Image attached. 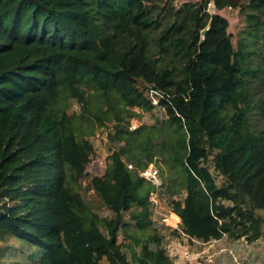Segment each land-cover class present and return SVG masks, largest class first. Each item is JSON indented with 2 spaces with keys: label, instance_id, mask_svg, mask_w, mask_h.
<instances>
[{
  "label": "trees",
  "instance_id": "16d2710c",
  "mask_svg": "<svg viewBox=\"0 0 264 264\" xmlns=\"http://www.w3.org/2000/svg\"><path fill=\"white\" fill-rule=\"evenodd\" d=\"M154 194L179 228L156 225ZM164 227L264 235V0H0V264H175Z\"/></svg>",
  "mask_w": 264,
  "mask_h": 264
},
{
  "label": "rangeland",
  "instance_id": "374dc122",
  "mask_svg": "<svg viewBox=\"0 0 264 264\" xmlns=\"http://www.w3.org/2000/svg\"><path fill=\"white\" fill-rule=\"evenodd\" d=\"M182 1L189 0H181V2ZM209 11H214L213 6L209 7ZM219 13L228 19L229 33L233 36V42L237 46L239 31L243 26V19L239 11L225 9ZM79 111L80 106L76 102H72L71 112ZM164 116V109L157 106L152 113H144L141 122L139 120H133L132 126L136 125L138 127L141 123L153 124L156 118H164ZM132 129L134 128L132 127ZM108 131L109 130L106 128H97L96 133L91 137L95 147V154L88 166V171L91 175H102L106 169V162L110 155L111 147L108 142ZM101 162L104 163L101 164ZM153 166L159 170L156 164H153ZM210 170L213 172V166L210 167ZM159 181L162 182L161 176ZM86 185L87 181L84 182V187H86ZM87 196L90 199H96L93 191H90ZM151 201L153 203L152 218L156 225L159 227H162L161 225H165V227L169 225V227H174L175 225L172 220H177L173 216L175 213L172 212L169 206L168 198L164 195L159 196L158 194H154L151 197ZM102 213H104V215L108 214L107 211ZM164 219L167 220L165 221ZM165 227L161 228L164 236L163 245L168 254L175 259V264H177L176 261H179L178 264H264V235L255 242H249L245 238L233 240L224 237L221 240L203 244L198 241H189L184 235L178 236L173 234L170 229ZM174 228H179V226H175ZM102 264H108V261L105 259Z\"/></svg>",
  "mask_w": 264,
  "mask_h": 264
},
{
  "label": "built area",
  "instance_id": "2783aa9c",
  "mask_svg": "<svg viewBox=\"0 0 264 264\" xmlns=\"http://www.w3.org/2000/svg\"><path fill=\"white\" fill-rule=\"evenodd\" d=\"M153 104L154 105H158V100H157V97H156V92L153 91ZM134 129L137 128L136 125H133L132 126ZM104 162H101V164H103ZM130 168H132L131 165H129ZM141 175L149 182H152L154 183L156 186H160L161 185V181H159V178H160V172L159 170L154 167L153 165L149 166L146 170H144ZM165 221L167 219H164Z\"/></svg>",
  "mask_w": 264,
  "mask_h": 264
},
{
  "label": "crops",
  "instance_id": "0c3cea01",
  "mask_svg": "<svg viewBox=\"0 0 264 264\" xmlns=\"http://www.w3.org/2000/svg\"><path fill=\"white\" fill-rule=\"evenodd\" d=\"M174 216H177L176 214H173ZM178 218H177V221H173L172 220V222H174L173 224L175 225V226H179L180 225V218H179V216H177ZM170 226V225H169ZM174 226V227H175ZM176 263L178 264L179 263V261H176Z\"/></svg>",
  "mask_w": 264,
  "mask_h": 264
},
{
  "label": "water",
  "instance_id": "95a60500",
  "mask_svg": "<svg viewBox=\"0 0 264 264\" xmlns=\"http://www.w3.org/2000/svg\"><path fill=\"white\" fill-rule=\"evenodd\" d=\"M205 34H206V30L203 31V35H205Z\"/></svg>",
  "mask_w": 264,
  "mask_h": 264
}]
</instances>
